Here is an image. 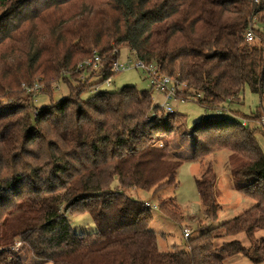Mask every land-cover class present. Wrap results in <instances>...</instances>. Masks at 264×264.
Returning <instances> with one entry per match:
<instances>
[{
	"label": "trees",
	"instance_id": "obj_1",
	"mask_svg": "<svg viewBox=\"0 0 264 264\" xmlns=\"http://www.w3.org/2000/svg\"><path fill=\"white\" fill-rule=\"evenodd\" d=\"M249 31L258 42L245 40ZM122 48L206 109L248 87L261 104L244 117L264 111V0H0V264H226L238 254L264 264V127L219 113L193 126L191 158L229 150L234 188L255 204L189 236L186 250H159L151 207L132 193L176 185V114L153 102L151 87L82 98L116 74ZM94 50L101 70L78 69ZM35 82L50 96L45 106L24 95ZM55 82L68 90L57 100ZM215 180L211 164L195 180L211 219ZM156 203L183 221L172 198ZM68 213H88L95 232H76Z\"/></svg>",
	"mask_w": 264,
	"mask_h": 264
},
{
	"label": "rangeland",
	"instance_id": "obj_2",
	"mask_svg": "<svg viewBox=\"0 0 264 264\" xmlns=\"http://www.w3.org/2000/svg\"><path fill=\"white\" fill-rule=\"evenodd\" d=\"M257 36H254L252 42H258ZM128 56V50L122 48L120 50L119 60L123 61ZM87 75H85L86 77ZM99 75H94L90 82H99ZM110 85L105 82L98 86L99 90H117L126 85H134L137 89H149L145 80L144 73L141 69L132 68L116 73L108 79ZM184 87H182L183 89ZM24 95L31 98L30 103L35 106H45L49 103V95L45 93V86L42 83L35 82L32 86L23 85ZM67 86L62 82L51 84V92L53 99L57 100L67 94ZM96 89L86 90L82 94V98L86 99L94 94ZM153 102L160 104L163 97L155 91H151ZM5 98L2 101L5 102ZM30 104V105H31ZM260 98L257 93L250 91L248 87L240 95L239 101L232 103H224L219 110L206 109L199 105L195 100L187 97L182 90L178 93L175 100L171 101L174 113L176 114L173 124L176 126V139L178 141L179 154L182 155L183 163L177 169L176 185L168 186L158 191H133L132 196L149 202L152 206L157 205L159 198H172L184 219L180 223L171 220L162 215L157 208L151 207L153 220L149 228L156 232L158 248L161 251H175L187 249V238L183 236L182 230L187 228L190 236H196L201 229H207L217 226L249 209L255 204L252 198L246 197L237 190L233 185V178L230 175L228 157L229 150H219L213 154L205 156L201 160H192V142L190 141V133L193 126L198 123L204 115L219 113V115L227 119H238L249 128L260 126V120L264 117V111L258 119L255 117H244L255 113L260 108ZM264 109V101H262ZM162 113V111H160ZM259 112H257L258 114ZM160 114V113H159ZM253 116V115H251ZM259 143L264 149V138L258 135ZM233 163V161H232ZM207 164H211L216 175L214 191L216 202L218 204V212L216 219L209 218L201 204L199 194L196 189L195 180L200 177L202 171ZM249 180V179H247ZM72 228L76 232L93 233L95 226L91 216L84 214H67ZM24 249L19 248V253ZM32 258H28L31 262ZM51 264V263H46ZM226 264H253L247 257L238 254L226 260Z\"/></svg>",
	"mask_w": 264,
	"mask_h": 264
},
{
	"label": "built area",
	"instance_id": "obj_3",
	"mask_svg": "<svg viewBox=\"0 0 264 264\" xmlns=\"http://www.w3.org/2000/svg\"><path fill=\"white\" fill-rule=\"evenodd\" d=\"M257 1V0H255ZM254 38V34L249 31L245 35V40L248 42H252ZM102 58L99 54L94 50L92 55L81 61L77 68L82 70H91L94 72H99L102 68ZM132 68L141 69L144 73L145 79L148 83V86L153 89V91L157 92L163 97L162 102L160 103V108L163 112L171 113L173 112V107L171 105V101L176 99V95L182 87H185V84L178 83L173 77L164 75L159 72L157 66L153 63L145 64L143 61L137 59L133 54H128L127 58L123 61L119 59L115 60L112 64V71L114 73H118L123 70H128ZM85 73H81L80 78H85ZM107 85H110V82L107 80L105 82ZM96 90L98 87L95 88ZM260 126L264 127V117L260 120ZM146 206H150L153 208H157L156 205H151L149 202L145 201ZM183 236L188 238L190 236V231L187 228L182 230ZM21 246L20 242H17L14 246V250L18 251Z\"/></svg>",
	"mask_w": 264,
	"mask_h": 264
}]
</instances>
